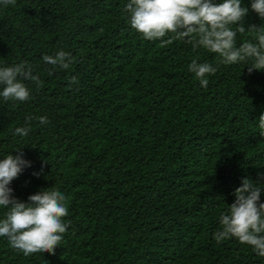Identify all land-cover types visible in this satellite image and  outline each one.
Listing matches in <instances>:
<instances>
[{"label": "trees", "instance_id": "trees-1", "mask_svg": "<svg viewBox=\"0 0 264 264\" xmlns=\"http://www.w3.org/2000/svg\"><path fill=\"white\" fill-rule=\"evenodd\" d=\"M127 2L0 4V67L25 62L41 81L25 82L28 101L0 97V159L21 148L31 163L12 195L59 190L70 222L54 255L25 256L0 237V264H264L236 238H213L243 178L264 188V70L218 63L185 40H146ZM242 6L246 28L264 25L251 0ZM254 37L246 30L237 45ZM59 50L75 62L49 76L42 57ZM192 59L217 67L206 88L188 71ZM28 116V135H14Z\"/></svg>", "mask_w": 264, "mask_h": 264}, {"label": "clouds", "instance_id": "clouds-1", "mask_svg": "<svg viewBox=\"0 0 264 264\" xmlns=\"http://www.w3.org/2000/svg\"><path fill=\"white\" fill-rule=\"evenodd\" d=\"M15 3L16 0H0L5 7ZM251 10L264 19V0H251ZM124 12L131 27L146 40H160L162 46L174 40H185L193 49L203 48L216 54L218 63L232 65L243 62L248 66L249 74L254 70H264V25L244 26L249 8L242 6V0H128ZM246 30L255 32V42L245 40L238 46L237 36ZM42 59L52 66L47 73L49 76L56 69H69L75 62L72 55L64 50L54 55L45 54ZM188 71L206 88L209 83L207 77L214 75L217 67L192 59ZM26 81L41 87L40 77L34 75L31 66L25 62L0 67V97L5 102L28 101L31 89ZM70 83H78L77 77L72 76ZM33 119V116L26 117L25 124L29 126L17 127L13 134L27 136ZM38 119L40 124L48 123L45 116ZM258 128L264 136V114L259 116ZM15 150L17 155L10 153L0 159V208L7 209L0 218V237H6L9 245L25 256L46 252L54 255L70 224L64 220L69 211L66 197L54 189L40 190L30 195L28 202L15 198L9 185L31 163L23 158L21 148ZM262 190L264 188L259 184L243 178L241 186L234 190V202L229 204L227 212L220 214V227L213 234L217 243L236 238L241 244L250 246L257 256L264 257Z\"/></svg>", "mask_w": 264, "mask_h": 264}]
</instances>
